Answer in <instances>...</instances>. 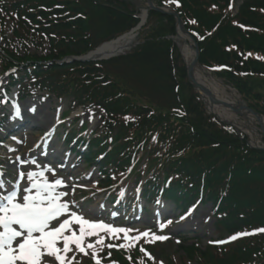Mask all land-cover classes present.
Segmentation results:
<instances>
[{"label": "trees", "instance_id": "obj_1", "mask_svg": "<svg viewBox=\"0 0 264 264\" xmlns=\"http://www.w3.org/2000/svg\"><path fill=\"white\" fill-rule=\"evenodd\" d=\"M178 1L186 28L203 37L198 42L200 64L228 67L229 72L217 76L237 88L252 109L264 113L256 92L264 85V0H245L235 20L228 10L232 0ZM135 15L124 0H0V35L5 46L9 41L0 48V66L20 68L11 79L24 84L25 91L34 85L72 98L75 106L102 105L114 120L113 129L123 132L127 118V148L145 142L154 166L182 173L191 181L190 191L202 184L215 205L218 229L235 234L264 228V152L251 149L246 137L206 115L187 83L177 48L161 39L174 36L171 17L151 12L144 43L106 62L62 67L35 62L30 68L20 56L37 61L35 50L44 45L47 61L84 55L128 32L137 22ZM181 248L192 264H264L260 231L228 249Z\"/></svg>", "mask_w": 264, "mask_h": 264}, {"label": "rangeland", "instance_id": "obj_2", "mask_svg": "<svg viewBox=\"0 0 264 264\" xmlns=\"http://www.w3.org/2000/svg\"><path fill=\"white\" fill-rule=\"evenodd\" d=\"M207 76L210 79L215 78L210 74ZM218 81L226 87L223 97L229 102L235 101L238 97L236 91L229 88L222 79ZM4 83L5 80L2 84ZM260 93L264 97V88H262ZM4 104L5 100L0 98V163H2V168L7 172L6 174L2 173L1 180L6 184V187H8V182H15L23 174L24 181L20 185L21 188L19 190L23 194V189L31 184V181L27 179V174L40 171L45 172V177L50 182H54L56 179L62 180L66 187L59 188L57 191L68 193L64 197L63 202L69 204L71 212H76L89 221L103 222L115 228L131 229L133 231L130 235L133 236L149 231L155 235L168 237L165 241L156 242L158 246L155 247L154 252L157 264H189L181 256L182 253L178 251L179 240L175 236L185 230L188 231L189 238L197 236L201 240L199 245L202 247L208 241L216 238L217 235L214 233V222L210 216L209 205L199 206L193 209L189 215L182 217L180 216L182 212L175 211L173 208V212H168L167 219H156L158 210L155 211L146 201L141 200L137 193L140 188H134V184L138 183L136 178L142 181L148 175H152L154 170L156 171V169H152V165L148 164L147 155L135 167L132 176L120 179L118 185L113 189L99 186V180L102 178L101 171L97 170L98 167L93 164V161L90 160V163L85 165L83 159L76 155L82 143L74 135L79 134L80 130H82L84 131L82 137L88 138L91 132L102 130L101 126L105 115L100 109L88 111L80 109L77 113L80 116L76 120L73 119L74 115L66 118L64 124L56 127V131L51 133L49 128L54 125L60 112H65L68 108L64 102L60 103L55 99L52 102L38 97L28 98L25 101L17 102L19 114L16 118L11 115L12 109L9 106H4ZM239 121L242 123L240 119ZM22 124H24V128L21 129ZM82 124H86L85 129L81 128ZM245 124L247 125V123ZM17 128L21 132L16 133L14 130ZM12 130L13 132H11ZM244 132L247 131L244 130ZM66 140V145H64ZM250 142L257 146V144H261V138L256 134L252 136ZM45 143L52 157V159H46V162L43 161L45 151H42ZM74 143L77 148L73 146ZM57 147L58 150L56 151ZM54 158H57V161L50 162ZM57 166H60V168H57ZM46 169H52V171L49 172ZM159 174L161 178L164 171H160ZM81 187L88 189V191L81 190ZM75 188L81 190L80 194H77V198L72 195ZM116 188L117 191L115 193H117L118 199L130 198V202H134L137 208H142L140 221L128 224L127 221L123 220V216L120 213L116 214L117 217L113 220L114 217L111 213H113L114 208H108L107 199L109 194ZM98 212H101V214L98 215ZM162 225L164 226L163 228H161ZM73 227L75 228L76 226ZM121 240L123 241L122 234ZM87 242L94 243L95 238L93 237ZM58 246L62 247V244ZM99 247L98 245L97 248ZM142 248L150 255L151 251L147 247L143 246ZM89 254H91V250H89ZM135 256L141 262L147 263H151L155 259L152 253L151 260L145 258L141 251ZM43 263L55 264L57 262L52 258L44 257Z\"/></svg>", "mask_w": 264, "mask_h": 264}, {"label": "snow or ice", "instance_id": "obj_3", "mask_svg": "<svg viewBox=\"0 0 264 264\" xmlns=\"http://www.w3.org/2000/svg\"><path fill=\"white\" fill-rule=\"evenodd\" d=\"M20 179H24L23 174ZM27 179L31 184L23 189V194L19 192L18 184L13 185L14 190L7 195L0 194V264H43L44 257L54 259L57 264H73L75 257H70V253L75 251L87 256L89 250L95 264H101L96 257L105 247L130 250L142 239L146 243L168 239L149 231L133 236L130 235L133 231L131 229L89 221L78 213L71 212L69 204L63 202L68 193L57 191L60 187H66L62 180L49 182L44 171L29 173ZM3 189L5 184L0 180V190ZM163 227L162 225L161 228ZM258 231L264 232V229ZM121 234L123 243H105L106 238L112 241L121 239ZM254 234L256 233L243 235ZM93 237L94 243L87 242ZM238 238L233 236L231 239ZM61 244L62 247L58 246ZM140 251L149 260L152 259L144 248H140Z\"/></svg>", "mask_w": 264, "mask_h": 264}, {"label": "bare ground", "instance_id": "obj_4", "mask_svg": "<svg viewBox=\"0 0 264 264\" xmlns=\"http://www.w3.org/2000/svg\"><path fill=\"white\" fill-rule=\"evenodd\" d=\"M135 38L136 36L129 34L128 36H124L121 39H118V41L114 43H108V45H104L101 48H99V50H97V52L92 57L108 58V56L119 55V53L126 52L127 50L130 49V46L133 44ZM187 39L188 38L186 37L177 38V44L181 49V54L184 57L185 63L188 65L189 63H191L194 56L191 47L187 45ZM194 78L195 81L199 83L202 88L206 89L209 92L213 100H215L218 104L220 103V105L211 106V110L214 111L221 119L229 121L230 118L233 117L234 113L231 110H228L223 104L229 102L227 99L223 97L225 88L218 81L208 78L207 74L200 67L194 70ZM232 106L233 108L237 107V104L233 103ZM243 118H245L248 121L250 126L256 128L257 120H255L250 113L244 111ZM234 122L236 123L235 120ZM261 122H262V129L264 131V120H261ZM237 125L239 126L240 124Z\"/></svg>", "mask_w": 264, "mask_h": 264}, {"label": "water", "instance_id": "obj_5", "mask_svg": "<svg viewBox=\"0 0 264 264\" xmlns=\"http://www.w3.org/2000/svg\"><path fill=\"white\" fill-rule=\"evenodd\" d=\"M134 3V2H133ZM136 5H140V3L138 4V3H135ZM150 4V6L152 7V5H151V3H149ZM142 5V4H141ZM176 23H178V27H179V31H180V33H182V34H185V32H184V29H183V25H182V23L180 22V20L177 18L176 19ZM195 56H196V58L194 59V61L191 63V65L190 66H188V74H187V76H188V78H189V81L191 82V84H192V86L194 87V88H200V89H202L200 86H199V84L197 85L196 83H195V81H194V78H192V74H191V72H192V69L194 68V66L196 65V63H197V61H198V52H197V50H195ZM83 60V59H82ZM82 60H80V61H82ZM84 61H86V60H84ZM206 94H208L207 92H206V90L205 89H202ZM239 109H242V107H239ZM235 111L236 112H238L239 110H236L235 109ZM252 112V114L255 116H257L258 114L257 113H254L253 111H251Z\"/></svg>", "mask_w": 264, "mask_h": 264}]
</instances>
